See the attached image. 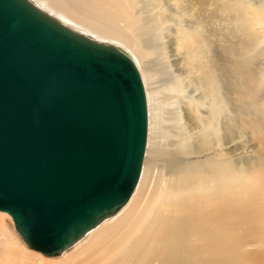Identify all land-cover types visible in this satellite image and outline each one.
<instances>
[{"label":"bare ground","instance_id":"obj_1","mask_svg":"<svg viewBox=\"0 0 264 264\" xmlns=\"http://www.w3.org/2000/svg\"><path fill=\"white\" fill-rule=\"evenodd\" d=\"M39 1L127 53L145 87L146 132L135 182L112 213L58 254L29 247L14 227L23 244L55 258L90 234L94 242L99 224L141 200L152 182L148 206L131 232L142 231L133 240L134 264H241V250L252 246L254 234L264 239V1L172 0L174 20L162 0ZM174 42L184 69L177 68L179 55L169 53ZM178 104L182 115L173 109ZM249 142H258L260 162L241 171L238 151ZM162 184L171 206L153 211ZM7 215L12 219L0 210V264H26L14 259ZM97 262L100 255L91 259Z\"/></svg>","mask_w":264,"mask_h":264},{"label":"water","instance_id":"obj_2","mask_svg":"<svg viewBox=\"0 0 264 264\" xmlns=\"http://www.w3.org/2000/svg\"><path fill=\"white\" fill-rule=\"evenodd\" d=\"M146 108L127 53L30 0H0V210L22 240L60 253L127 197Z\"/></svg>","mask_w":264,"mask_h":264},{"label":"rangeland","instance_id":"obj_3","mask_svg":"<svg viewBox=\"0 0 264 264\" xmlns=\"http://www.w3.org/2000/svg\"><path fill=\"white\" fill-rule=\"evenodd\" d=\"M30 1L32 3H34L36 6H38L39 8H41L43 11L48 13L49 15L58 19L64 25L70 27L71 29L79 31V32L87 35L88 37H90L94 40L101 41L103 43L111 44L113 46L121 48L120 46H118L115 43H112L106 39L97 38L92 33H88L83 29L81 30L79 28L72 26L65 18H63L62 16L59 17L60 15L55 14L51 9H49L46 5H44L43 2H40L39 0H30ZM224 1H227V0H224ZM162 2H164L165 6L167 7V10H169L170 18L172 19V17H173V20L176 19V17H175L176 15L173 14V10H172L173 9V1L172 0H162ZM208 5H209V3H206L205 9L207 8L209 10L210 8L206 7ZM226 5H228V4H226ZM262 6H263L262 8L264 11V2H263ZM169 51H170L169 53L173 56L175 55V57H177V55H179L176 51V43L175 42H174V44L173 43L170 44ZM262 53L264 56V51ZM178 57H179V61L177 62V68L184 69V68H182L184 65V61L183 60L180 61V57H181L180 55ZM143 87H144V84H143ZM150 87H152V86L150 85ZM144 90H145V87H144ZM182 106H183L182 104L181 105L178 104L177 106L176 105L173 106V109H175V107H176V110L178 109L177 110L178 113L182 115L184 113V110H183L184 106H183V108H182ZM181 115H180L179 119H180V121L182 120L181 123H183V119H182ZM195 131H196V129H195ZM194 132H191L190 134H192ZM257 143L256 142H254V143L249 142V144L247 145L248 147L246 149H244L243 151L242 150L238 151V153L240 154L239 158L243 160V162L241 160L240 164H238V167L241 168V171L243 170L244 166H247L250 168H255L256 165L260 162V160L258 158L259 155L257 153V150H259L257 147ZM259 153H262V151H259ZM147 163H150L149 157L147 158ZM155 172L153 175L157 174ZM251 172L252 171L250 169L248 174L251 175ZM152 186H153V183L151 182V185L145 189L144 196H143V198H141V200L140 199H137V200L133 199V201H132L131 199H129V200H131V202L130 201L127 202V204H125L126 206L124 205V207H122L117 213H115L113 216L109 217V219L106 222H101L99 224V226H100L99 229L93 233V234H97V235L99 234L98 237H97V235H94V238H95L94 242H91L92 240L89 241L90 237L92 236V234H90V235H88V238L84 239L85 241H82L81 243L71 247L65 253H63L61 256L55 257V258H48V257L41 255L38 252H35V251L28 249L23 244L19 235L16 233V231L14 229L13 221H11L12 219L10 218L9 215H7V218H9V220L7 218L5 219V226L7 227V230L9 232V234L7 232L8 236H10L11 240L14 239V241H12L13 243L15 242L14 244L11 245V247H12L11 250L13 251L12 253H14L13 254L14 259L18 260V261L24 260L26 262V264H91V259H93V258L95 259V257L97 258V255H100L101 262H97L96 264H134L137 257H133L132 254H136V251L133 250V248L136 246L137 242H136V240L135 241H133V240H134V238H137V236H139L142 231L140 229V232H138L137 234L134 233L133 235H131V232H134L135 224L137 223L136 220L138 221V219L140 217L139 213L141 212V210L144 211L146 206H148L147 203H148V200L150 198L149 195H151V193H152L151 192L153 189ZM165 188H166V186H164L162 184L161 189L158 192L159 195H157L159 198L156 197L155 202L150 207L151 210L157 211L161 207V205H164V206L166 205L165 208L167 210L170 208L169 206H171V205L167 206V203H165L166 198L163 197L165 194ZM155 215L156 214H154V216ZM154 216H152V218ZM126 219L127 220L129 219L130 221L124 225ZM133 225H134V227H133ZM242 228H244L243 224H242ZM129 235H131L130 238H129ZM87 239H89V240H87ZM252 241H254L252 246L246 247V248L241 250L242 255L240 256L239 261L241 262V264H253V263L254 264H264V256L262 255L264 253V244L262 245V242H264V239L262 238V236H260L258 234H254V236L252 237ZM133 242L134 243L136 242V243L134 244ZM3 244H6V243L4 242ZM255 244H257V245H255ZM257 251H258V253H257ZM126 253H127V256H126ZM238 253H239V251H238ZM137 256L139 258V255H137ZM0 258L2 259L3 256L0 255ZM131 258H133V259H131ZM93 264H95V263H93Z\"/></svg>","mask_w":264,"mask_h":264}]
</instances>
